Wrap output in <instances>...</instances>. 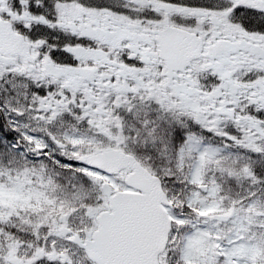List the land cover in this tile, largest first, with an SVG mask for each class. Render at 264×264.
<instances>
[{"label":"snow or ice","instance_id":"1","mask_svg":"<svg viewBox=\"0 0 264 264\" xmlns=\"http://www.w3.org/2000/svg\"><path fill=\"white\" fill-rule=\"evenodd\" d=\"M0 264H264V0H0Z\"/></svg>","mask_w":264,"mask_h":264}]
</instances>
